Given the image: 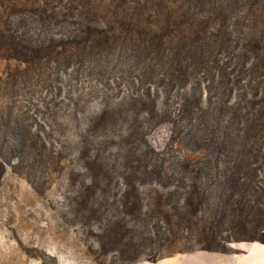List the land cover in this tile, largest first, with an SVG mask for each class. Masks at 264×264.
Wrapping results in <instances>:
<instances>
[{
  "label": "rangeland",
  "instance_id": "obj_1",
  "mask_svg": "<svg viewBox=\"0 0 264 264\" xmlns=\"http://www.w3.org/2000/svg\"><path fill=\"white\" fill-rule=\"evenodd\" d=\"M256 146L264 0H0V264H264Z\"/></svg>",
  "mask_w": 264,
  "mask_h": 264
},
{
  "label": "trees",
  "instance_id": "obj_2",
  "mask_svg": "<svg viewBox=\"0 0 264 264\" xmlns=\"http://www.w3.org/2000/svg\"><path fill=\"white\" fill-rule=\"evenodd\" d=\"M253 148H254L256 151H258L259 154L264 155V146H256V147H253ZM201 165H204V164L198 163L197 165H194L193 170L195 169V170L202 171V170L204 169V167L201 166ZM184 168H185V169H189L190 166L184 165ZM262 171H263V167H258L257 169H256V168L253 169V178H254V176H255V177H258L259 174H260ZM238 183H239V182L237 181V182H235V183H232V185H239ZM249 187L252 189V191H254L255 194L258 195V198L262 199V200H260V201H261L262 204L264 205V187L260 186V184L257 183L256 180H255V183L250 182V183H249ZM261 202H260V203H261ZM260 221H261V222H264V220H260ZM252 240H255V238L252 239ZM259 240L262 241V242L264 243V237H260ZM252 250H253V249H252Z\"/></svg>",
  "mask_w": 264,
  "mask_h": 264
}]
</instances>
